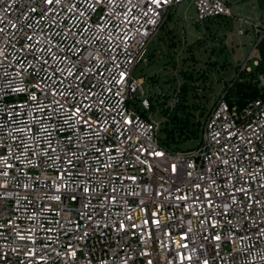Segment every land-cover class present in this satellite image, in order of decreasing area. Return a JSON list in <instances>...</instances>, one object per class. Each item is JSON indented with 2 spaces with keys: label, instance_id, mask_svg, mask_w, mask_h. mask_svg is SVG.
I'll use <instances>...</instances> for the list:
<instances>
[{
  "label": "built area",
  "instance_id": "2783aa9c",
  "mask_svg": "<svg viewBox=\"0 0 264 264\" xmlns=\"http://www.w3.org/2000/svg\"><path fill=\"white\" fill-rule=\"evenodd\" d=\"M245 1L0 0V264H264V98L230 107L224 81L198 144L171 152L179 65L175 85L135 76L185 2L236 21L251 72L264 0Z\"/></svg>",
  "mask_w": 264,
  "mask_h": 264
},
{
  "label": "trees",
  "instance_id": "16d2710c",
  "mask_svg": "<svg viewBox=\"0 0 264 264\" xmlns=\"http://www.w3.org/2000/svg\"><path fill=\"white\" fill-rule=\"evenodd\" d=\"M173 16L175 14L168 16L156 36L161 46L154 48L146 58L147 62L153 64L156 55L162 53L166 58L164 64L166 68L171 66L173 70L177 69L179 65L181 81L179 102L161 127V145L171 152L183 151L182 145L201 139L209 112L207 105L210 102V96L206 95L204 91L207 89L212 90L209 84L213 82L209 80L207 69L196 70L195 62L197 59L193 53L194 45H188L187 49L183 51L186 52V55L189 52L191 57H183L179 62L180 64L176 62V54L179 48L182 47V42L177 37L178 27L175 29L169 24ZM172 50L174 52L170 53ZM259 51L262 59L258 66L254 67L251 72H240L239 67H235V74L238 75L229 82H225V99L230 107L243 108L255 99L264 98V86H261L259 81V76H264V39L259 45ZM189 61L194 64H188ZM226 67L227 63L220 66V68ZM147 79L154 85L158 84L160 87H164L160 83V76L151 75ZM171 80V78L164 80V83H170ZM167 97L168 95L165 98ZM202 97L205 98L204 102L201 101ZM152 102L153 108L161 105L154 103L155 99Z\"/></svg>",
  "mask_w": 264,
  "mask_h": 264
},
{
  "label": "rangeland",
  "instance_id": "374dc122",
  "mask_svg": "<svg viewBox=\"0 0 264 264\" xmlns=\"http://www.w3.org/2000/svg\"><path fill=\"white\" fill-rule=\"evenodd\" d=\"M244 5L241 14L248 17L252 16L253 0L245 1ZM177 11L178 13L176 12V15L173 16L169 23L170 26L175 29L178 27L177 37L181 42H185V49H187L188 45H194L193 53L197 59L195 62L196 70L207 69L209 80L213 81L212 84H209L212 90L207 89L204 91L206 95L210 96V102L207 105L208 109H210L213 100L222 93L224 81L229 82L235 78L234 68L239 67L241 60L245 59L246 55L251 52L250 37H238L236 35L237 23L232 18L218 17L211 21L198 23L196 11L188 2L179 5ZM185 16L187 19H185ZM232 37L234 40H231ZM157 40V38H154L146 49L143 61H140L135 69V76L145 79L151 75L160 76L162 85H175L176 82L173 80L170 83H164V80H168L173 75V72L171 66L165 67L166 58L162 53L156 55L153 64H150L149 61L147 63L144 62V59L147 58L154 48L161 46ZM233 46L235 50L232 49ZM174 50L170 53H173ZM180 50L181 47L178 51ZM180 57H191V54L188 52L186 55V52H183ZM224 63H227V67L220 68ZM188 64L193 65L194 63L189 61ZM204 100L205 98L202 97L201 101L204 102ZM199 141H190L182 145L181 148L183 151H187L194 148Z\"/></svg>",
  "mask_w": 264,
  "mask_h": 264
},
{
  "label": "crops",
  "instance_id": "0c3cea01",
  "mask_svg": "<svg viewBox=\"0 0 264 264\" xmlns=\"http://www.w3.org/2000/svg\"><path fill=\"white\" fill-rule=\"evenodd\" d=\"M177 13H178V11H177Z\"/></svg>",
  "mask_w": 264,
  "mask_h": 264
}]
</instances>
